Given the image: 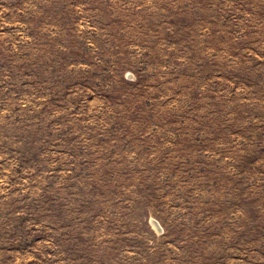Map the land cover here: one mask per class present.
<instances>
[{"label": "rangeland", "instance_id": "1", "mask_svg": "<svg viewBox=\"0 0 264 264\" xmlns=\"http://www.w3.org/2000/svg\"><path fill=\"white\" fill-rule=\"evenodd\" d=\"M0 264H264V0H0Z\"/></svg>", "mask_w": 264, "mask_h": 264}]
</instances>
